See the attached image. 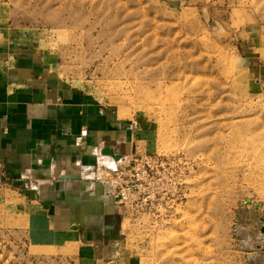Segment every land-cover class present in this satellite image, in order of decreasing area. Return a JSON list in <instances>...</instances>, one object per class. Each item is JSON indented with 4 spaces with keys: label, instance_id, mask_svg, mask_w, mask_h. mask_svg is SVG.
<instances>
[{
    "label": "rangeland",
    "instance_id": "rangeland-1",
    "mask_svg": "<svg viewBox=\"0 0 264 264\" xmlns=\"http://www.w3.org/2000/svg\"><path fill=\"white\" fill-rule=\"evenodd\" d=\"M0 38L177 162L102 223L0 175V264H264V0H0Z\"/></svg>",
    "mask_w": 264,
    "mask_h": 264
},
{
    "label": "crops",
    "instance_id": "crops-1",
    "mask_svg": "<svg viewBox=\"0 0 264 264\" xmlns=\"http://www.w3.org/2000/svg\"><path fill=\"white\" fill-rule=\"evenodd\" d=\"M18 44L0 38V175L32 191L52 222L63 214L60 199L74 203L95 190V217L109 220L119 208L104 178L117 166L114 157L129 161L130 126Z\"/></svg>",
    "mask_w": 264,
    "mask_h": 264
},
{
    "label": "built area",
    "instance_id": "built-area-1",
    "mask_svg": "<svg viewBox=\"0 0 264 264\" xmlns=\"http://www.w3.org/2000/svg\"><path fill=\"white\" fill-rule=\"evenodd\" d=\"M115 159V158H114ZM123 159H115L117 166L104 178L108 193L119 208V204L128 195H136L142 186H150L155 181V175H160L167 167L176 165L175 158H160L144 155L131 158L126 164L119 165Z\"/></svg>",
    "mask_w": 264,
    "mask_h": 264
},
{
    "label": "water",
    "instance_id": "water-1",
    "mask_svg": "<svg viewBox=\"0 0 264 264\" xmlns=\"http://www.w3.org/2000/svg\"><path fill=\"white\" fill-rule=\"evenodd\" d=\"M114 158H117V159H119L118 157H114Z\"/></svg>",
    "mask_w": 264,
    "mask_h": 264
},
{
    "label": "bare ground",
    "instance_id": "bare-ground-1",
    "mask_svg": "<svg viewBox=\"0 0 264 264\" xmlns=\"http://www.w3.org/2000/svg\"><path fill=\"white\" fill-rule=\"evenodd\" d=\"M106 174V173H105Z\"/></svg>",
    "mask_w": 264,
    "mask_h": 264
}]
</instances>
